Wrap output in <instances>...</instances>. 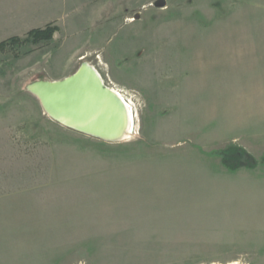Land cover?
<instances>
[{"label":"rangeland","instance_id":"1","mask_svg":"<svg viewBox=\"0 0 264 264\" xmlns=\"http://www.w3.org/2000/svg\"><path fill=\"white\" fill-rule=\"evenodd\" d=\"M61 2L51 41L0 51V264H264V0ZM83 63L129 139L28 91Z\"/></svg>","mask_w":264,"mask_h":264},{"label":"water","instance_id":"2","mask_svg":"<svg viewBox=\"0 0 264 264\" xmlns=\"http://www.w3.org/2000/svg\"><path fill=\"white\" fill-rule=\"evenodd\" d=\"M28 91L46 115L74 132L113 142L123 124L122 110L112 93L81 65L60 81H38Z\"/></svg>","mask_w":264,"mask_h":264},{"label":"crops","instance_id":"3","mask_svg":"<svg viewBox=\"0 0 264 264\" xmlns=\"http://www.w3.org/2000/svg\"><path fill=\"white\" fill-rule=\"evenodd\" d=\"M17 8L2 6L6 15L0 18V36L24 38L37 24L53 23L63 17L65 5L59 0H16ZM57 27V26H56ZM59 28L57 27V34ZM55 34L53 38L55 37ZM14 35V36H13ZM17 35V36H16ZM82 56L79 55L77 60Z\"/></svg>","mask_w":264,"mask_h":264},{"label":"bare ground","instance_id":"4","mask_svg":"<svg viewBox=\"0 0 264 264\" xmlns=\"http://www.w3.org/2000/svg\"><path fill=\"white\" fill-rule=\"evenodd\" d=\"M83 68L93 73L96 76V78L99 80V82L103 85L101 77L99 76L97 71L92 66H89L87 63H83ZM107 89L116 98L117 102L119 103L121 107L122 115H123V124L120 128L118 137L114 141H121V140L129 139L135 129L134 127L135 123H134L132 110L127 107V103L124 101V99L122 98V96L120 95L118 91H115L109 88Z\"/></svg>","mask_w":264,"mask_h":264},{"label":"trees","instance_id":"5","mask_svg":"<svg viewBox=\"0 0 264 264\" xmlns=\"http://www.w3.org/2000/svg\"><path fill=\"white\" fill-rule=\"evenodd\" d=\"M57 32V27L52 24L46 25L43 29H34L29 31L23 38L22 42L29 41L33 45L41 42H48L53 39L54 34ZM20 38L12 37L3 42H0V51L7 45L19 43Z\"/></svg>","mask_w":264,"mask_h":264}]
</instances>
